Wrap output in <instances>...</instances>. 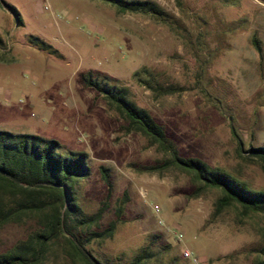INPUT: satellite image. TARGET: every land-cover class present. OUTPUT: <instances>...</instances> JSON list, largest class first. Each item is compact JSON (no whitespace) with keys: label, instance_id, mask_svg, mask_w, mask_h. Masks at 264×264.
Masks as SVG:
<instances>
[{"label":"rangeland","instance_id":"rangeland-1","mask_svg":"<svg viewBox=\"0 0 264 264\" xmlns=\"http://www.w3.org/2000/svg\"><path fill=\"white\" fill-rule=\"evenodd\" d=\"M173 16V29L137 14H118L100 0H0V130L57 140L66 151L89 156L91 176L77 186L79 203L94 214L105 198L98 167L109 169L112 196L100 221L114 218L115 200H130L124 222L112 237L87 248L105 264H128L151 235L165 245L172 264H254L263 259L264 217H241L230 208L212 218L216 191L189 198V177L176 170L163 176L138 173L163 156L123 121L101 97L81 83L92 71L126 86L130 98L163 125L182 156L197 157L264 189L260 165L241 159L232 124L243 148L264 145V0H154ZM14 7L20 15L17 24ZM43 41L38 47L30 37ZM256 36L260 58L251 44ZM147 68L162 86L184 89L158 96L133 77ZM246 155V154H245ZM26 228L0 230V252ZM61 244L62 241L60 242ZM50 264H72L64 254Z\"/></svg>","mask_w":264,"mask_h":264},{"label":"trees","instance_id":"trees-1","mask_svg":"<svg viewBox=\"0 0 264 264\" xmlns=\"http://www.w3.org/2000/svg\"><path fill=\"white\" fill-rule=\"evenodd\" d=\"M100 1L113 6L118 14L146 16L171 29L175 27L173 16L154 0ZM6 8L20 24L17 10L12 6ZM29 41L38 47H45L37 37L31 36ZM251 44L261 58L262 46L256 36H252ZM133 77L158 96L171 95L184 89L181 86H162L147 68L135 71ZM81 83L92 89L108 109L117 114L124 123L121 128L125 133L143 136L150 146L163 154L150 164H130L131 169L158 176L170 170L183 173L193 186L189 198L216 191L218 196L213 203L212 218L222 216L230 208H235L241 217H264V189L252 188L244 180L212 167L200 158L182 156L165 127L130 98L126 86L92 71L82 74ZM229 128L237 144L238 156L259 164L264 174V145L245 150L234 126L230 124ZM98 171L106 187L105 198L94 214H86L78 200L77 186L92 173L87 153L66 151L54 139L0 130V230L11 224L26 228L23 237L6 251L0 252V264H50L51 259L57 262L62 254L72 264H105L87 246L112 239L118 225L124 222L130 197L124 190L116 198L114 218L101 228L100 221L109 206L113 188L109 169L101 165ZM159 239V235H151L149 241L131 256L128 264H172L163 262L161 258L167 246L164 245L159 251L154 249ZM261 252L264 255V247ZM254 264H264V258Z\"/></svg>","mask_w":264,"mask_h":264},{"label":"built area","instance_id":"built-area-1","mask_svg":"<svg viewBox=\"0 0 264 264\" xmlns=\"http://www.w3.org/2000/svg\"><path fill=\"white\" fill-rule=\"evenodd\" d=\"M43 9H45V10H49L50 9V5L48 4L47 0H44ZM186 256L189 257V259L192 262V264H201L199 258L197 256H195L193 253H188L187 252Z\"/></svg>","mask_w":264,"mask_h":264}]
</instances>
